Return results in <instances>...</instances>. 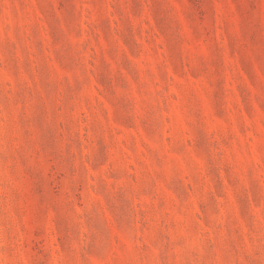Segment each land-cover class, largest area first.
I'll return each mask as SVG.
<instances>
[{"label":"rangeland","instance_id":"374dc122","mask_svg":"<svg viewBox=\"0 0 264 264\" xmlns=\"http://www.w3.org/2000/svg\"><path fill=\"white\" fill-rule=\"evenodd\" d=\"M0 264H264V0H0Z\"/></svg>","mask_w":264,"mask_h":264}]
</instances>
